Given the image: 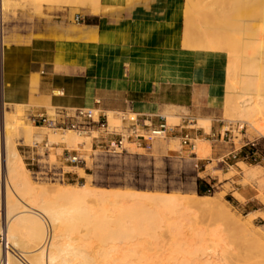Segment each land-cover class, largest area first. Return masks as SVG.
Returning <instances> with one entry per match:
<instances>
[{
	"label": "rangeland",
	"instance_id": "obj_1",
	"mask_svg": "<svg viewBox=\"0 0 264 264\" xmlns=\"http://www.w3.org/2000/svg\"><path fill=\"white\" fill-rule=\"evenodd\" d=\"M23 1V4H19L15 0H9V4L4 8L0 6V31L3 43L0 48V110L1 113H6L12 122L21 125V128L12 130V141L26 172L37 186L88 185L95 190H133L153 194L194 196L198 192L192 182L197 179L206 184L205 195L214 197L222 204L226 201L230 214L237 221L244 222L251 218V227L258 229L257 231L264 237V139L255 137L248 124L249 120L232 114L225 109L224 103L226 91H230L228 85L237 86L239 95L254 93L264 100V0H181L182 48L187 51L185 62L196 66L194 56L200 55L199 67L200 65L207 67L206 75H209L199 80L200 73L196 71V78L192 77L189 83L174 84L150 78L155 69L164 67V60L172 54L171 51L150 48L126 52L107 48L93 49L85 46L87 42L83 43L68 36L55 38L56 41L70 44L68 54L60 55L55 63V80L59 83L79 81L84 88L79 92L78 89L68 90L62 85H56L53 91L63 92V95H55L54 92L49 95L40 94L37 88H34L39 75L25 72L24 61L11 70L13 57L29 51L27 46L31 39L42 37L37 32L42 25H56L60 21L62 25L66 24L68 30L82 28L74 17L77 14L86 17L82 10L91 0H41V5L38 6L32 5L31 0ZM99 7L94 14L99 12ZM222 25L224 28L228 26L229 28L225 29L231 32L227 34V30H220ZM133 72L135 74L131 76ZM144 76L150 80L143 81ZM212 86L220 87L214 95V103L211 102L213 96L209 92ZM241 90L243 91L240 92ZM76 97L81 101L79 104L74 101ZM95 98L100 100L99 109L111 110L106 113L112 124L117 123L116 119L118 121L121 112L129 111L130 108L157 116L167 113L165 116L168 124L184 127L183 132L194 140L195 156L203 161L199 163L198 168L188 166L189 171L184 177L171 178L167 181L159 178L152 180L147 171L139 175V170H135L134 166L131 168L132 171L128 172L121 162L109 164L104 160L100 164L98 155L101 153L91 150L92 139L88 137L76 135L79 141L70 149L65 144L48 141L49 134L65 132L42 128L34 130L36 134L32 139L24 138L23 131L26 127H37L26 120L29 113L43 110L51 112L61 107L93 108ZM263 105L264 102L257 108L256 114H252L251 122H264V116L260 115H264ZM199 118L207 119L208 125H201ZM222 127H227L229 131L224 133ZM86 139L89 140V144L86 143ZM202 141L208 144V153L204 155L196 153ZM45 143L48 144V153L43 149ZM248 143L256 145L257 162H245L241 158V152ZM34 144H37L36 149ZM51 145L53 147H50ZM152 145L153 154L181 151L177 138L156 140ZM80 146L84 147L82 154L86 160L88 174L86 175L82 169V177L78 174V169L81 168L66 167L61 170L62 164L58 162L63 148L73 150ZM0 150L1 223L5 213L6 181L3 176L2 147ZM128 151L145 154L144 150L134 146H129ZM50 164H55L59 172L64 173L63 180L53 181L46 178ZM88 205L90 208L99 209V203L96 201L90 200ZM181 216L167 215L168 218L163 219L161 215L149 223L152 227L150 230L153 229V222L158 226L154 227L152 230L154 235L149 239L151 242L154 240L150 242L153 248L146 239L147 245H150L146 246L150 250L145 249L146 255L153 254L154 257L159 255V258L163 257L166 260L174 254L173 249L186 242L194 252L191 255L178 253L177 256L182 261L189 259L190 264H232L237 257L247 258L241 240L226 231L225 222L221 223L207 214L195 218ZM179 218L182 221H179ZM174 223H177L178 228ZM3 224L4 221L0 224L2 228L0 244L6 249ZM81 230L80 235L86 233ZM95 245L97 246V243ZM113 253L112 256H118L117 253L116 255Z\"/></svg>",
	"mask_w": 264,
	"mask_h": 264
},
{
	"label": "bare ground",
	"instance_id": "obj_2",
	"mask_svg": "<svg viewBox=\"0 0 264 264\" xmlns=\"http://www.w3.org/2000/svg\"><path fill=\"white\" fill-rule=\"evenodd\" d=\"M15 2L24 3L23 0H15ZM40 2L41 0L30 1L34 6L41 5ZM7 4L9 0H0L1 8ZM99 4V0H91L83 9L95 13ZM220 28L225 31L227 30L225 28L229 27L224 28L222 25ZM227 31V34L231 32ZM2 44L0 31V48ZM227 87L230 91H226L225 109L232 114L247 118L253 135L264 139V122H251L252 114L263 104L264 100L262 101L260 96L254 93L239 95L237 86L228 85ZM263 118L260 119L263 120ZM165 120L168 123L167 118ZM198 120L203 126L209 123L205 118ZM111 121L109 120L111 126H117L120 123L119 116L116 124H112ZM19 127L21 128L20 124L12 122L9 116L1 113L0 110V149L2 147L4 152L3 176L6 181L5 213L2 222L4 221L7 245L4 249L0 244V264L3 262L5 264H190L189 259L182 261L177 256L178 253L191 255L194 252L186 242L173 249L174 254L166 260L161 256L159 258V255L158 257H154L153 254L152 257L146 255L145 249L149 250L146 246H150L147 245L146 239L149 241L152 238L154 235L152 230L158 226L153 222V229L150 230L152 227L149 223L161 215L163 219H166L167 215H184L181 218L188 215V218H195L205 214L220 222H225L226 231L241 240L247 258L237 257L235 263L232 264H264V237L257 231L258 229L251 227V218L244 222L237 221L230 214L229 204L226 201L222 204L210 195L180 196L133 190H95L88 185L80 187L37 186L26 172L12 141L11 132ZM191 127L193 128L194 124ZM34 130H42V128L26 127L23 131L24 138L32 139L36 134ZM70 132L72 131H65L64 134H49L48 141L65 144L70 149L79 141L78 135ZM85 141L89 144V140ZM198 146L197 154L208 153L206 141H202ZM0 164L2 165L1 159ZM78 170L79 176L82 177V169ZM90 200L98 202L99 209L88 207ZM176 224L175 227L178 228ZM1 229L0 226V232ZM81 229L86 232L84 236L80 235ZM150 242L149 244L152 243ZM106 245L113 246L108 248ZM8 246L13 250H10ZM113 252L118 256H112Z\"/></svg>",
	"mask_w": 264,
	"mask_h": 264
},
{
	"label": "crops",
	"instance_id": "obj_3",
	"mask_svg": "<svg viewBox=\"0 0 264 264\" xmlns=\"http://www.w3.org/2000/svg\"><path fill=\"white\" fill-rule=\"evenodd\" d=\"M129 1L132 0H100L99 12L96 14L82 10L87 16H81L83 21L82 23L79 22L78 25L82 28L79 29L68 30L66 24L62 25L60 21L56 25H42L37 31L42 37L31 39L27 46L29 51L22 55L16 54L13 57L14 63L11 70L16 68L17 65L20 66L24 61L25 72L30 75H39V79L34 83V88H37V91L43 95L53 93L56 85H62L64 89L68 90L78 89L80 92L83 85L79 81L59 83L55 80V63L60 55L68 54V46L70 45L69 43L56 41L55 38L68 36L83 43L87 42L85 46L93 49L107 48L108 50L126 52L150 48L157 51H171L172 54L164 60V67L155 69L154 74H151V79L183 84L189 83L192 77L195 76L196 71L200 73L199 80L209 76L206 75L207 67L201 65L199 67L198 59L200 55L194 56L197 62L196 66H191V63L185 62L187 51L182 48L183 16L181 0H135L130 3ZM92 39L96 40L91 41ZM175 52L180 53L176 54ZM134 74L133 72L131 76ZM150 78L144 76L142 80L149 81ZM219 88L212 86L209 91L213 96L212 103L215 102L214 95ZM54 94L63 95V92L56 91ZM76 98L74 101L79 104L81 101H79V97ZM97 100L100 101L95 98L93 105ZM130 109L133 112L144 114L134 111L133 108ZM107 111L111 110H105V112ZM165 114L162 116L165 117ZM153 122L158 123L159 119H154ZM142 150L145 151V154L132 151L119 153L100 151L98 162L100 164L104 160H107L109 164L121 162L125 165L123 167L125 171H132L131 168L134 166L135 170H139V175H143L147 171L152 180L159 178L167 181L171 178L186 176L189 171L188 166L198 168L199 163L203 161L198 159L194 151L186 146H181V151H167L165 154L151 153L153 145ZM94 156L92 155V157ZM77 168L83 169L86 174V165H80ZM46 178L59 181L63 180L65 176L64 173L59 172L55 164H50ZM192 185L197 190L198 180L195 179Z\"/></svg>",
	"mask_w": 264,
	"mask_h": 264
},
{
	"label": "built area",
	"instance_id": "obj_4",
	"mask_svg": "<svg viewBox=\"0 0 264 264\" xmlns=\"http://www.w3.org/2000/svg\"><path fill=\"white\" fill-rule=\"evenodd\" d=\"M74 20L79 23L83 19L80 15H75ZM100 101H95L93 108H55L51 112L35 111L28 114L26 120L33 126L46 128L54 131H72L79 137H90L91 150L103 151L108 153H119L129 150V146L137 149H148L156 140H167L177 138L181 146L189 147L194 150L193 139L183 132L184 127L180 125H169L163 116L153 114H139L129 111L119 114L120 123L116 126L109 124L108 116L104 110L99 109ZM154 119H159L154 123ZM224 133L228 132L227 127H222ZM45 153L48 144L43 146ZM50 147H53L52 145ZM37 148V144H34ZM82 152L84 147L69 150L63 148L59 156L61 170L66 167H78L86 165ZM256 145L248 143L241 152V158L245 162H257Z\"/></svg>",
	"mask_w": 264,
	"mask_h": 264
},
{
	"label": "trees",
	"instance_id": "obj_5",
	"mask_svg": "<svg viewBox=\"0 0 264 264\" xmlns=\"http://www.w3.org/2000/svg\"><path fill=\"white\" fill-rule=\"evenodd\" d=\"M204 185V186H203ZM205 187H206V184H204V182L203 181H198V188H197V192H198V194H200V195H202V194H204L205 195V192L207 191L206 189H205Z\"/></svg>",
	"mask_w": 264,
	"mask_h": 264
}]
</instances>
